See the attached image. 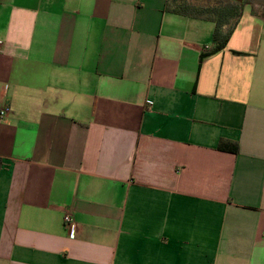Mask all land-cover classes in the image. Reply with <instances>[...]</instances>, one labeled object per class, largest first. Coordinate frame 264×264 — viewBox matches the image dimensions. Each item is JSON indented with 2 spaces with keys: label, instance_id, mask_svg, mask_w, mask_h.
Returning a JSON list of instances; mask_svg holds the SVG:
<instances>
[{
  "label": "crops",
  "instance_id": "obj_1",
  "mask_svg": "<svg viewBox=\"0 0 264 264\" xmlns=\"http://www.w3.org/2000/svg\"><path fill=\"white\" fill-rule=\"evenodd\" d=\"M167 2L0 0V264H264V18Z\"/></svg>",
  "mask_w": 264,
  "mask_h": 264
},
{
  "label": "trees",
  "instance_id": "obj_2",
  "mask_svg": "<svg viewBox=\"0 0 264 264\" xmlns=\"http://www.w3.org/2000/svg\"><path fill=\"white\" fill-rule=\"evenodd\" d=\"M166 11L178 16L215 24L213 34V41L216 44L215 51L223 50L227 46L243 14L240 6L232 3L226 5L219 3L210 7H202L180 0H168ZM233 22L234 24L231 25ZM227 25H230L229 30L223 32V27ZM223 143L224 141L221 142L219 148L221 150H228L227 146H222Z\"/></svg>",
  "mask_w": 264,
  "mask_h": 264
},
{
  "label": "rangeland",
  "instance_id": "obj_3",
  "mask_svg": "<svg viewBox=\"0 0 264 264\" xmlns=\"http://www.w3.org/2000/svg\"><path fill=\"white\" fill-rule=\"evenodd\" d=\"M180 1H187L188 3L198 5V6H202V7H210V6H214L216 4H219V3H221V5H226V4H230V3L234 2V0H180ZM255 4H256L255 6L257 8H260V6H262V3L256 2ZM239 5L242 6V8L245 7V6L243 7V4H239ZM249 10H250V7H247L243 11V13L245 11L250 12ZM233 24H234V22L231 25H233ZM229 28H230V25L225 26L224 31L227 32L229 30Z\"/></svg>",
  "mask_w": 264,
  "mask_h": 264
},
{
  "label": "built area",
  "instance_id": "obj_4",
  "mask_svg": "<svg viewBox=\"0 0 264 264\" xmlns=\"http://www.w3.org/2000/svg\"><path fill=\"white\" fill-rule=\"evenodd\" d=\"M9 112L10 110L8 108L0 109V119H4L9 114ZM63 220H64L65 228L67 229L70 237L73 238L75 236V227H76L73 213L70 210H66Z\"/></svg>",
  "mask_w": 264,
  "mask_h": 264
},
{
  "label": "flooded vegetation",
  "instance_id": "obj_5",
  "mask_svg": "<svg viewBox=\"0 0 264 264\" xmlns=\"http://www.w3.org/2000/svg\"><path fill=\"white\" fill-rule=\"evenodd\" d=\"M242 1V4H243V7L240 6L239 4H237V2H232V4H236V5H239L240 6V9L242 10V12L245 10V8L247 7H250V13L256 15V16H259L261 18H264V0H241ZM258 2V3H262V6H260V8H257L255 5V3Z\"/></svg>",
  "mask_w": 264,
  "mask_h": 264
},
{
  "label": "water",
  "instance_id": "obj_6",
  "mask_svg": "<svg viewBox=\"0 0 264 264\" xmlns=\"http://www.w3.org/2000/svg\"><path fill=\"white\" fill-rule=\"evenodd\" d=\"M235 2H237V4H242L241 0H234Z\"/></svg>",
  "mask_w": 264,
  "mask_h": 264
}]
</instances>
